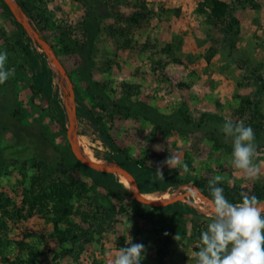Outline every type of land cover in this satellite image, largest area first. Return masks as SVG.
I'll return each mask as SVG.
<instances>
[{"label": "rangeland", "instance_id": "374dc122", "mask_svg": "<svg viewBox=\"0 0 264 264\" xmlns=\"http://www.w3.org/2000/svg\"><path fill=\"white\" fill-rule=\"evenodd\" d=\"M9 1L13 8L0 0V52L14 69L0 85V190L23 215L4 227L9 261L110 264L132 240L146 247L141 264H196L189 236L210 222L203 203L209 181L221 175L218 186L235 196L264 191V0H219L226 3L222 12L211 0H39L30 10L36 18ZM135 12L142 13L137 23ZM226 120L254 130L259 179L231 166V140L220 130ZM84 153L142 181L144 193L167 194L171 200L161 203L170 204L143 201L117 170L87 172ZM171 154L181 162L176 169L162 164ZM35 179L36 197L48 200L41 212L23 199ZM95 179L134 196L121 202L113 196L108 217L98 198L111 193ZM65 182L72 185L64 200L73 210L59 228L70 221L87 227L88 213L105 216L102 230L74 246L60 242L52 220L50 194ZM160 246L168 251L164 261Z\"/></svg>", "mask_w": 264, "mask_h": 264}, {"label": "clouds", "instance_id": "9594fccd", "mask_svg": "<svg viewBox=\"0 0 264 264\" xmlns=\"http://www.w3.org/2000/svg\"><path fill=\"white\" fill-rule=\"evenodd\" d=\"M7 58L6 51L0 52V85L14 75V69L6 68ZM220 130L226 142L231 140V166L249 179H259L261 169L254 159L257 154L254 130L243 121L234 124L231 120H226ZM162 164L176 169L181 162L171 154ZM183 168L188 171L186 164ZM156 173L163 179L160 168ZM223 179L221 175L214 176L208 183L209 197L203 198L211 219L207 229L200 233L196 264H264V201L241 192L240 203L230 202L224 189L218 186ZM131 227L130 223L128 229ZM179 238V234L175 236L176 240ZM125 243L128 246L117 248L110 264H141L145 245L132 240Z\"/></svg>", "mask_w": 264, "mask_h": 264}, {"label": "trees", "instance_id": "16d2710c", "mask_svg": "<svg viewBox=\"0 0 264 264\" xmlns=\"http://www.w3.org/2000/svg\"><path fill=\"white\" fill-rule=\"evenodd\" d=\"M39 0H18L19 5L25 9L27 12H30L31 8H33V6H36V2ZM42 1V0H41ZM212 1V5L213 8L216 9V11L218 12H222L223 10H225V6L224 2L219 1V0H211ZM31 16H33L34 18L37 17V13L35 14L34 12H30ZM142 13L141 12H135L133 14V17H131L132 21L134 22H139V19H141ZM97 15L96 18L97 19ZM98 20V19H97ZM236 22V19H232L231 23L229 24V26H232L233 22ZM62 39H65L64 37H61ZM224 41H227L228 38H231L230 34H228L227 30H224ZM68 45H66L67 48ZM99 100L101 101L99 103V106L101 108H103L104 110H107L106 105L104 104V102L101 100V98L99 97ZM83 114L85 116H87L88 118H90L91 120L95 121V115L93 113L92 110H82ZM117 113H122L123 114V109H119L117 111ZM139 115V114H138ZM140 118V117H139ZM157 127H161V125H158ZM227 147V150H230V146H225ZM90 159L94 160V157H90ZM140 163V162H139ZM142 163H140L141 165ZM84 169L87 172H90L92 169L85 165ZM39 179V178H38ZM170 179V178H169ZM36 179L32 182V188L29 189L28 191L25 189L24 190V201L29 203V206H31V208H35V210H38V212H41L40 209L38 208L39 206H44L46 203V207L48 204V200H46L47 198L42 195L40 196L39 194V198L36 197V194L40 191H38L36 194L34 192V190H36ZM96 185H100L103 186L107 189V191L109 193H111L110 196H99L98 198V204L101 206H103V208L107 211L108 210V214L107 216H111V214H113L115 212V203L113 201V196L114 198H116L117 200H119V202H121L124 199L125 195H129L131 197H133L134 195L132 193L127 194L126 191L124 190V188L121 185H108L106 183H101V181L99 180H94ZM141 183V187L145 190V186L146 184L143 183L142 181H140ZM197 184L202 187V185L200 183L197 182ZM40 186V183H39ZM58 187L53 189L52 194V200L53 202H56L53 206V212H54V216L52 217V220L54 222V227H55V231L56 234L58 235V238L60 239V242L63 244L65 241H69L72 246L74 245H78V242L80 241L81 238H87L88 236L92 235V232L97 231V228L99 227V230H102V222L105 216L101 215V213H97L95 212L94 214L88 213L85 214L83 217V221L86 222L88 225L87 227H82L79 224L75 223V222H71L70 221V225L68 227H66L65 229H61L58 227V222H61V220L66 219L67 215L72 212L73 207H71L68 203L65 202L64 199H67L69 196H71L72 193V188H71V184L70 183H61L57 185ZM82 186L84 187V185L82 184ZM80 188V187H79ZM227 191V190H226ZM78 192V191H77ZM251 191V193L249 195H256L259 199L264 196V191H255L254 190ZM37 195V196H38ZM225 197L232 203H240L241 202V195L235 196L233 195L230 191H227L226 193H224ZM42 199V200H41ZM43 203V204H42ZM42 204V205H41ZM68 204V205H67ZM13 205V201L11 198H9L7 195H5L1 190H0V260H3L5 262H8V264H21L22 262V258H20V256H16L14 257V259L12 261H9L8 257L5 255V248L11 243L10 242V238L6 235V230H5V226L8 220H12L13 217L18 216L21 217L23 216L21 214V210L22 209H16L14 207V209H16V211L14 212L11 209V206ZM119 208H122V204ZM206 227H196V229H193L191 235L189 236L190 240L195 244V254L196 251L198 250L199 247V236L200 233L204 230H206ZM17 246L20 248V250H23V248L27 245L23 240H17L16 241ZM33 250V249H32ZM71 251H73L72 247L71 248H65L63 253H68L70 254ZM33 252V251H32ZM157 255H158V260L159 261H164V257L168 254V251L166 249V247L160 246L158 247L157 251H156ZM33 259H31V262ZM193 260L196 263V258L195 255L193 257Z\"/></svg>", "mask_w": 264, "mask_h": 264}, {"label": "water", "instance_id": "95a60500", "mask_svg": "<svg viewBox=\"0 0 264 264\" xmlns=\"http://www.w3.org/2000/svg\"><path fill=\"white\" fill-rule=\"evenodd\" d=\"M8 2H9V4H10V7L11 8H13V5L10 3V1L9 0H7ZM36 37V36H35ZM37 39H38V37H37ZM38 41H40L39 39H38ZM41 42V41H40ZM54 62H55V64L59 67V68H61V66H60V64L58 63V61H56L55 59H54ZM81 161L85 164V165H87V166H91V167H96V168H100V169H104V170H107V169H109V170H117L119 173H121V174H123V175H125V176H127V177H129V178H131L132 179V181H135V178L133 177V176H131L129 173H127V172H125V171H122L121 169H118L117 167H114V166H103V165H99V164H97V163H93V162H90V161H87V160H85V159H83V158H81ZM134 185H135V191L139 194V197L141 198V199H143V201H145V202H148V203H150V204H153V205H160V206H167V205H169L170 203H159V202H154V201H150V200H148V199H146L145 197H143V191H142V189H141V186H140V184H139V182L138 181H135L134 182Z\"/></svg>", "mask_w": 264, "mask_h": 264}, {"label": "bare ground", "instance_id": "6f19581e", "mask_svg": "<svg viewBox=\"0 0 264 264\" xmlns=\"http://www.w3.org/2000/svg\"><path fill=\"white\" fill-rule=\"evenodd\" d=\"M54 67H55V66H54ZM83 155H85V153H84ZM85 158H86L87 161H90V162H95V161H97L96 159H94V160L89 159V157H87L86 155H85ZM96 163H97V162H96ZM100 163H102V162H100ZM120 175H121V174H120ZM124 179L126 180L127 184H126V182H125ZM121 181H122V183H123L125 186H127V187L132 188V185H133L134 190H135V185L133 184V181H132L131 178H129V177H127V176H122ZM130 188H129V189H130ZM167 193H168V192H167ZM143 197H145L146 199H148V200H150V201H154V202H161L162 200H164V201H169V200H171V199H169V197H168L167 194H159V193H157V192L143 193ZM162 197H164V198H162ZM156 198H160V199H156Z\"/></svg>", "mask_w": 264, "mask_h": 264}]
</instances>
